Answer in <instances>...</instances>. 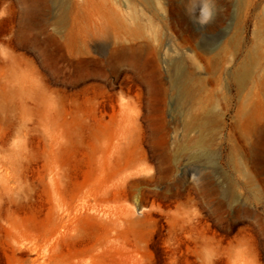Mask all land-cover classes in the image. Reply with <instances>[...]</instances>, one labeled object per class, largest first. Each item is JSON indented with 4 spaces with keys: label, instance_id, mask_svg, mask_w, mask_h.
<instances>
[{
    "label": "rangeland",
    "instance_id": "obj_1",
    "mask_svg": "<svg viewBox=\"0 0 264 264\" xmlns=\"http://www.w3.org/2000/svg\"><path fill=\"white\" fill-rule=\"evenodd\" d=\"M260 34L264 0H0V264H264Z\"/></svg>",
    "mask_w": 264,
    "mask_h": 264
},
{
    "label": "bare ground",
    "instance_id": "obj_2",
    "mask_svg": "<svg viewBox=\"0 0 264 264\" xmlns=\"http://www.w3.org/2000/svg\"><path fill=\"white\" fill-rule=\"evenodd\" d=\"M108 3V2H107ZM114 12L111 10V6L105 5V13L103 15V21L102 25L99 30H91L90 36H94L97 31L100 33L106 35L110 32L111 29L116 30H124V38L125 40L128 39V43L125 46H122L121 48L117 49L119 52V63L126 67L131 63H141V57L143 56V52L145 50L150 49V43L147 41H144L145 38L143 34V28L142 26L136 22L133 26L127 25L124 20L116 16ZM95 31V32H94ZM120 36V35H119ZM121 37V36H120ZM120 39V38H118ZM144 41H142V40ZM262 46L257 47L256 50L250 51L248 55V59L242 63L240 68L237 70V72L234 74V77L237 79V81L240 83V85L244 86L246 83L251 81L253 79L254 75L258 72H261L260 76L258 77L257 83H256V89L253 91L255 95L260 97V95L264 99V67L261 66V68L257 67V60L260 55L264 53V34L259 35V39ZM189 43V42H188ZM127 72L129 73V68H124L121 71L122 75H126ZM189 75L185 76V79H194L193 77H188ZM185 79L179 81L177 80L174 84L176 87H180V90H183L185 85L183 84L185 82ZM178 92V91H177ZM140 94L145 93L143 90L139 92ZM183 92L179 91V94L181 95ZM139 94V95H140ZM261 106V105H260ZM245 112V111H244ZM260 114L259 108H255L253 111H247L246 115L249 120H253L256 116Z\"/></svg>",
    "mask_w": 264,
    "mask_h": 264
}]
</instances>
